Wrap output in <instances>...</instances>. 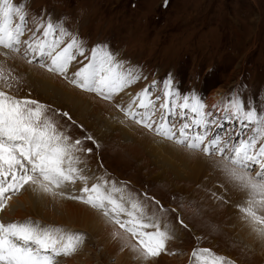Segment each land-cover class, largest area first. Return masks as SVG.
Segmentation results:
<instances>
[{"label":"snow or ice","instance_id":"obj_1","mask_svg":"<svg viewBox=\"0 0 264 264\" xmlns=\"http://www.w3.org/2000/svg\"><path fill=\"white\" fill-rule=\"evenodd\" d=\"M17 60L94 94L122 113L121 123L130 121L190 153L217 158L212 166L222 179L205 188L206 195L222 206L229 203L228 192L242 194L235 206L238 219L264 241V102L258 108L254 100L232 91L209 105L195 90L182 92L171 74L163 81L153 79L127 103L118 101L125 89L147 79L139 65L118 59L107 44L87 48L63 18L54 20L44 10L30 13L13 0H0V211L25 186L53 199L77 201L97 212L121 250L142 264L162 253L174 254L167 247L174 239L173 220L191 231L177 208L148 191L129 188L106 169L95 177L86 175L99 141L91 134L74 136L76 121L67 111L20 96L23 76L6 66ZM98 167L103 168L102 162ZM184 206L181 197L177 207ZM193 211L201 214L198 208ZM209 228L218 230L215 224ZM201 239L196 237L189 264H236L199 247ZM84 241L83 233L31 219L0 222V264H57L58 258L77 253Z\"/></svg>","mask_w":264,"mask_h":264},{"label":"rangeland","instance_id":"obj_2","mask_svg":"<svg viewBox=\"0 0 264 264\" xmlns=\"http://www.w3.org/2000/svg\"><path fill=\"white\" fill-rule=\"evenodd\" d=\"M13 2L23 3L30 13L39 14L44 10L54 20L63 18L66 27L75 32L85 42L87 48L107 44L118 59L139 65L147 79L125 89L120 93L124 99L119 95L118 101L127 103L131 95L151 84L153 79L163 81L171 74L182 92L195 90L209 105L217 103L225 94L232 91H239L246 100H254L258 108L261 102H264V0H13ZM12 63L11 65L10 61L8 64L11 66H6L14 68L18 75L23 76L20 96L36 98L55 109L67 111L76 121V125L72 127L74 136L91 134L99 141L101 147L98 154L90 156L86 175L95 177L106 169L112 177L127 182L129 188L139 192L148 191L165 206L177 208V212L191 231L181 228L173 220L176 225L172 230L174 239L167 247L169 246L168 249L174 254L162 253L152 261L153 264H189L191 251L197 247V236L202 237L199 247L209 248L218 255L234 260L236 264H264V241L260 242L242 224L234 207L242 202V194L228 192L229 203L221 206L205 193V188L212 187L213 184L219 185L222 179L212 166V160L217 158L190 153L187 149L146 133V130L142 131V127L130 121L121 123L122 113L114 108L113 112L110 107L103 110L95 104L88 107L81 104L82 102L79 104L78 95L74 93H90L72 87L62 78L53 75L52 78L49 73L39 68L24 65L22 61ZM75 63L74 61L73 64ZM74 70V67L70 68V73ZM25 75H28L27 78ZM31 76L36 78L33 79ZM44 78L45 80L59 78L60 83L64 82L56 85L74 92H68L66 100L73 98L72 102L77 103L76 106L79 105L81 112L79 113L80 110H77L76 106L73 107L74 103L71 104L70 100L66 102L57 91L49 92L41 80ZM96 100L100 102L98 98ZM117 126L128 128L126 131L133 134V137H126L125 131H121ZM139 135H142L141 138ZM142 138V142H137ZM85 143L89 147H95L91 142ZM158 144L162 145V149ZM167 146L181 154L166 152ZM101 162L103 168L98 167ZM91 182L90 179L89 183ZM76 187L79 188V185ZM217 190L223 191L220 188ZM173 197H176L175 201ZM181 197L185 205L183 208L177 207ZM47 199L51 205L58 203L57 199L48 196ZM65 200L92 210L77 201ZM189 204L192 205L191 208L188 207ZM195 208L200 210L199 216L194 214ZM20 213L26 212L23 210ZM24 219L30 218L24 217L17 222H25ZM211 224H215L218 230L212 231L209 228ZM68 227L64 228L84 235L86 233L83 248H80L82 250H79L76 256L58 258L57 264L64 260L73 264L74 258H79L78 256L79 264L123 262L119 261L122 252L105 253L103 246H96V242H93L95 240L90 239L92 236L91 233H87L90 232L87 229ZM128 258L130 259L126 260L129 264H142L134 257Z\"/></svg>","mask_w":264,"mask_h":264},{"label":"bare ground","instance_id":"obj_3","mask_svg":"<svg viewBox=\"0 0 264 264\" xmlns=\"http://www.w3.org/2000/svg\"><path fill=\"white\" fill-rule=\"evenodd\" d=\"M12 64L13 63L11 62V65ZM8 65H10V64H8ZM22 69H24V68H22ZM28 71H29V69H28ZM20 72H22V71L20 70ZM22 74L24 75V73H22ZM31 75H33V73H31ZM34 75H35V73H34ZM37 75H39V73H37ZM37 75H36V77H38ZM26 76H28V75H25V77ZM40 76H43V75H40ZM36 77L34 76V78H36ZM51 77H52V75H51ZM48 78H50V77H48ZM54 79L53 80H45V78H44V80L41 79L42 82H43V84H44V86L46 87V89H48L49 92L50 91L51 92H56L57 91L58 95L61 94L62 97L65 100H66V96H69V95H67L68 92L69 93H74L72 90L67 91V88L65 90L64 88H61L58 85H56V84L60 83L58 81L59 78L57 80L56 79L54 80ZM28 81H29V79H28ZM62 87H63V85H62ZM74 94L78 95L77 98H79V99H77V102L79 104H80V102H82L81 104L87 105V107L88 106H93L95 104L98 107H102V109L103 108H108L109 109V107H110V109L114 112V109H113V107L111 105L106 104L105 102H102V101H100V102L97 101L96 98H94L95 97L94 95L85 94V93H81V92H78V93L75 92ZM86 97H88L89 99L88 100L85 99ZM120 97H123L122 99H124V96L123 95H120ZM69 100L71 101V104L74 103V106L72 105L73 107H75L77 105V103L72 102L73 98H71ZM69 100H66V102H70ZM76 109L77 110H80L79 105L76 106ZM102 109H101V111H102ZM80 112H81V110L79 111V113ZM104 112H106V111H104ZM120 118H119V120H120ZM117 128L120 129L121 131L122 130L125 131V134L124 135L126 137H128V136L133 137V134H131L128 131H126V129H128V128H124L122 126H120V127L117 126ZM142 131L145 132L144 129ZM144 132H142V133L146 135L147 131H146V133H144ZM140 136H142V135H139V138H141ZM142 141H143V138H142V140H139V139L137 140V142H142ZM158 145L160 146L159 148L162 149V145L161 144H158ZM165 151L168 152V153H174L175 152L177 154H181V153L175 151V149L173 150L171 146H167L166 149H165ZM197 155H195V156H197ZM201 158H203V157L201 156ZM77 189H78V187H76V190ZM57 200H58V203H56L54 205H51L48 202L47 196H44V195L35 193L29 187L25 186V188L21 189V191L19 193H17L16 196L13 195L12 196V199L9 201L7 207H5L2 211H0V222H2V223L17 222L18 220H23L24 217H28V218L34 220L35 222L36 221H39L41 223V225H49V224H51V225H59V226L62 225L64 227H66V226L68 227L69 226L68 227L69 229H71L73 227H82V228H85L88 231H90V232H87V231L86 232L88 234L89 233L92 234V235L90 234V236H92L93 238L91 237L90 239H94L95 240L93 242H96V246H98V245L99 246H103L102 249L105 250L104 252L107 253V254L109 252H112V253H118L119 251L122 252L123 254L121 255L122 257L119 258V261H121V260L123 261V262H121V264H129V263H127V260L126 259H130L128 257H134V255L131 252H129L126 248L123 249V250H121L120 242L118 240L114 239L111 236V232H110L109 226H107L105 224L104 219L101 218L98 213L95 214V212H92V210L87 209L85 206L79 205L77 203L68 202L65 199H57ZM23 210L26 213H20ZM233 211H235V210H233ZM1 217H3V218H1ZM24 220H26V219H24ZM85 235H86V233H85ZM175 238H176V236H175ZM89 241H91V240H89ZM171 241H173V240H171ZM77 253L73 254L72 256L78 255ZM78 257L80 258V256H78ZM66 258H71V256L70 257H66ZM79 258H74V261L75 262H73V264H79V262H80V259ZM136 260H138V259H136ZM139 262H141V261H139ZM61 264H70V263L69 262H66L64 260V262H62ZM151 264H153V263L151 262ZM154 264H158V263H154Z\"/></svg>","mask_w":264,"mask_h":264}]
</instances>
